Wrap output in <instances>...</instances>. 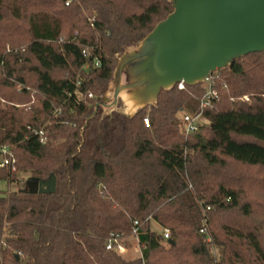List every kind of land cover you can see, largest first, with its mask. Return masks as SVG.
<instances>
[{
    "label": "trees",
    "instance_id": "trees-1",
    "mask_svg": "<svg viewBox=\"0 0 264 264\" xmlns=\"http://www.w3.org/2000/svg\"><path fill=\"white\" fill-rule=\"evenodd\" d=\"M173 11L0 0V51L19 50L0 54V162L13 155L0 182L17 187L0 196V264H264V52L212 74L205 109L208 83L162 91L133 118L105 114L119 58ZM183 114H202L197 132ZM51 175L54 194L29 193ZM112 236L135 237L141 257L108 251Z\"/></svg>",
    "mask_w": 264,
    "mask_h": 264
},
{
    "label": "water",
    "instance_id": "water-1",
    "mask_svg": "<svg viewBox=\"0 0 264 264\" xmlns=\"http://www.w3.org/2000/svg\"><path fill=\"white\" fill-rule=\"evenodd\" d=\"M169 3L173 13L119 58L103 100L105 114L133 118L157 107L162 91L203 84L235 61L264 52V0ZM28 186L33 195L54 194L57 180L55 175L46 181L34 178Z\"/></svg>",
    "mask_w": 264,
    "mask_h": 264
},
{
    "label": "built area",
    "instance_id": "built-area-1",
    "mask_svg": "<svg viewBox=\"0 0 264 264\" xmlns=\"http://www.w3.org/2000/svg\"><path fill=\"white\" fill-rule=\"evenodd\" d=\"M97 66H100L99 62H97ZM209 81H210V79L205 82V83H208V87H207V92L201 101V108L202 109L209 107L212 99L217 97V94L212 89V85L209 83ZM184 87H185L184 84L178 85V88L180 90L184 89ZM246 100H248V99H246ZM182 117H183L182 119H183V122L185 125V130H186L187 134H192V133H195L198 131L199 126L202 123V114H198L196 116L189 115V114H183ZM145 124H146V127H149L148 119H145ZM2 154H3V157H2L1 162H0V168H4L9 164V160L7 159L6 156H8L9 158L13 157L12 153L8 149H4L2 151ZM13 163H14V161H13ZM169 235H170V232L168 230H166L164 232V238L166 240H168L170 238ZM106 248L108 251H112L114 253H118L121 255L126 253V247L123 245L120 237H118V236H112L109 239Z\"/></svg>",
    "mask_w": 264,
    "mask_h": 264
},
{
    "label": "rangeland",
    "instance_id": "rangeland-1",
    "mask_svg": "<svg viewBox=\"0 0 264 264\" xmlns=\"http://www.w3.org/2000/svg\"><path fill=\"white\" fill-rule=\"evenodd\" d=\"M169 1V0H168ZM19 50L17 47H12L10 43H6L4 48L1 49L0 54L6 56L9 60L15 59L19 55ZM259 173V176L262 175L264 177V170L255 171ZM30 182V181H29ZM29 184V183H28ZM17 190L16 186H10L6 182H0V196H5L9 191ZM254 199L258 202L261 201L264 205V193L261 192H254L253 194ZM254 221H262L264 223V219L261 217L254 218ZM264 228V224H263ZM123 245L126 247V253L123 254V257L127 260H135L141 257V247L137 239L133 236H130L124 239ZM18 257V256H17Z\"/></svg>",
    "mask_w": 264,
    "mask_h": 264
}]
</instances>
